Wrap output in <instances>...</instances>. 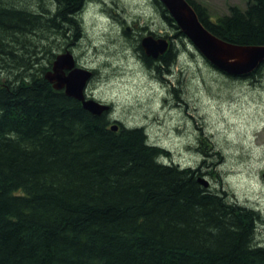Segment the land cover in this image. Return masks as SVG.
I'll return each mask as SVG.
<instances>
[{
	"label": "trees",
	"instance_id": "trees-1",
	"mask_svg": "<svg viewBox=\"0 0 264 264\" xmlns=\"http://www.w3.org/2000/svg\"><path fill=\"white\" fill-rule=\"evenodd\" d=\"M55 1L54 12L39 13L23 0H0V69L19 70L0 79V264H264L260 211L199 182L205 160L165 163L169 152L144 127L114 118L112 105L96 115L55 89L45 74L59 53L35 66L36 45L25 46L33 36H81L85 0ZM188 1L218 37L264 44V0L232 5L216 20ZM177 57L172 48L158 59L143 54L161 81Z\"/></svg>",
	"mask_w": 264,
	"mask_h": 264
},
{
	"label": "rangeland",
	"instance_id": "rangeland-1",
	"mask_svg": "<svg viewBox=\"0 0 264 264\" xmlns=\"http://www.w3.org/2000/svg\"><path fill=\"white\" fill-rule=\"evenodd\" d=\"M196 1L208 7L213 20L228 14L232 5L247 7V0ZM23 3L39 13L57 8L55 0ZM79 14L78 40L69 32L67 39L52 41L50 36L49 42L42 35L49 34L46 28L26 43L36 45L35 66L64 52L58 43L64 47L75 40L71 52L77 62L98 72L87 94L111 104L113 117L125 125L144 127L150 141L169 152L165 163L186 167L205 160L214 190H226L260 211L256 239L264 244V70L255 78L233 77L212 66L189 39L185 45L177 39V60L161 81L138 55L149 31L173 36L176 30L154 0H85ZM26 56L29 52L23 55L27 61ZM17 72L0 69V79Z\"/></svg>",
	"mask_w": 264,
	"mask_h": 264
},
{
	"label": "water",
	"instance_id": "water-1",
	"mask_svg": "<svg viewBox=\"0 0 264 264\" xmlns=\"http://www.w3.org/2000/svg\"><path fill=\"white\" fill-rule=\"evenodd\" d=\"M174 18L177 26L196 49L215 68L234 77H246L258 70L264 63V44L238 45L226 41L213 34L201 21L194 6L188 0H161ZM141 46L147 56L159 58L167 52L170 43L167 38L145 36ZM93 77V71L76 65L74 54L70 51L60 53L53 61L52 69L47 71L45 78L58 90L82 102L85 109L101 115L110 109L105 104L85 94V89ZM119 125L114 123L113 130ZM203 185L208 186L209 180L201 177Z\"/></svg>",
	"mask_w": 264,
	"mask_h": 264
},
{
	"label": "flooded vegetation",
	"instance_id": "flooded-vegetation-1",
	"mask_svg": "<svg viewBox=\"0 0 264 264\" xmlns=\"http://www.w3.org/2000/svg\"><path fill=\"white\" fill-rule=\"evenodd\" d=\"M149 34H153V35H155V36H164V37H167L168 39H169V42H170V47H169V50H171V48L172 49H174V51H176V49H175V47H174V41L176 40V42H177V39H179V41L181 42V44H183V45H185L186 44V40L188 39L184 34H180V33H178V31L177 30H175V33L173 34V36H167V34H165V35H159V34H157L156 32H154V31H149ZM138 49H139V51H140V53L138 52V55L141 57V59H142V61L144 62V65L145 66H148L146 63H145V61L143 60V54L145 53L144 51H143V48H142V46H141V44L138 46ZM144 52V53H143ZM177 52V51H176ZM158 59V58H157ZM77 65H80V66H83V67H86L85 65H82V64H80L79 62H77ZM87 68V67H86ZM52 69V67L49 69V70H51ZM91 70H93V72H94V77H96V74L98 73L95 69H93V68H90ZM152 70V69H151ZM153 72V71H152Z\"/></svg>",
	"mask_w": 264,
	"mask_h": 264
},
{
	"label": "bare ground",
	"instance_id": "bare-ground-1",
	"mask_svg": "<svg viewBox=\"0 0 264 264\" xmlns=\"http://www.w3.org/2000/svg\"><path fill=\"white\" fill-rule=\"evenodd\" d=\"M140 44V43H139ZM89 95V94H88ZM92 97V96H91Z\"/></svg>",
	"mask_w": 264,
	"mask_h": 264
}]
</instances>
